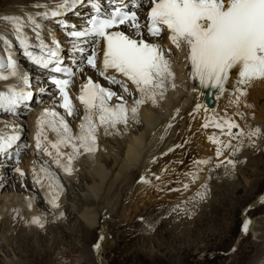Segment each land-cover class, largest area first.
Masks as SVG:
<instances>
[{"label": "snow or ice", "instance_id": "1", "mask_svg": "<svg viewBox=\"0 0 264 264\" xmlns=\"http://www.w3.org/2000/svg\"><path fill=\"white\" fill-rule=\"evenodd\" d=\"M53 3L51 9L47 3L35 5L46 9L39 13L41 19H54L66 31L67 37L73 41L78 65H87L98 72L108 85H118L122 90L118 94L111 87L94 82L89 76L77 97L84 108L83 122L77 135H73L64 116L54 110L43 111L37 122L36 148L38 151L42 149L43 137L55 150L53 162L69 175L73 160L81 154V150L84 154L97 150V133L100 129L105 135L110 134V129L119 134L120 126L127 128L130 121H138L143 105L150 102L155 106L158 99H163L169 84L175 89V73L169 58L172 49L164 48L149 38L161 39L166 36L176 50L186 52V61L190 64L188 75L199 84L194 91L214 89L217 95H221L227 85L234 83L231 94L236 97L235 103L239 104L241 98L248 95L246 87L249 84L264 80V0H53ZM85 5L89 13L82 28L59 21L70 9ZM6 19L13 25L16 45L28 62L59 74L52 75L50 83L62 100L59 107L64 109L67 116H73L75 107L67 89L73 82L75 70L65 65L59 51L60 42L53 37L50 44L46 43L42 36L44 29L33 16H29L26 22L17 17ZM29 26L34 31L35 44L30 43L24 33V28ZM125 27L132 31L126 33L123 30ZM0 42L7 53L6 57L0 55V80L18 77L21 85L0 91V113L16 116L33 100V92L24 87L29 84L28 76L18 73V62L11 51L12 42L4 36H0ZM80 71L83 72L84 68L80 67ZM114 98L117 102L112 104ZM127 98H131V104ZM195 110H200L199 104ZM45 127L55 134L54 141H48L47 136H43ZM203 127H214L230 140L244 135L242 131L233 132L239 125L230 118L211 117ZM16 132L18 130L14 129L13 134H0V155L8 159L13 158L10 150L21 139ZM248 135L259 136L260 130L255 129ZM209 140L217 145V158L232 147L230 142L225 143L216 135L210 136ZM65 147H70L71 152L65 154L62 151ZM43 152L53 157L48 147H43ZM14 155L18 157L19 152ZM65 155L67 163L62 165L61 160ZM196 163L208 165L212 161ZM15 171L24 175L19 168ZM40 171L49 179V187H53L51 173L43 167ZM188 175L191 176V183L199 179L195 172ZM141 182L148 181L141 178ZM35 183L39 184L41 180L38 178ZM188 188L189 185L184 184L183 191ZM196 195L203 198V193L197 192ZM57 199L58 194L50 201L53 208L59 207ZM33 223L43 227L39 218H34ZM249 223L242 225L245 233ZM94 247L98 251L100 245Z\"/></svg>", "mask_w": 264, "mask_h": 264}, {"label": "rangeland", "instance_id": "2", "mask_svg": "<svg viewBox=\"0 0 264 264\" xmlns=\"http://www.w3.org/2000/svg\"><path fill=\"white\" fill-rule=\"evenodd\" d=\"M78 7L80 9L78 8L77 12L80 15H76L77 12L69 15L81 18L85 11L83 7ZM69 15L66 14L64 17L67 19ZM65 18L63 19L66 20ZM47 21L54 25L50 28L53 32L61 30H55L57 22ZM63 30L60 32L63 33ZM60 36L64 38V35ZM89 72L92 71L89 69ZM33 78L34 75L29 78V82H32ZM37 104V102L33 106L29 104L27 113L23 112L22 115L25 114L27 119L35 116L38 112L35 108V106L38 107L39 104ZM3 115L9 116L8 114ZM205 121L194 124L191 122V125L188 123V134L183 135L184 144L188 142V138H193L190 127L196 124H198L196 126H203ZM263 123L251 126L252 128L248 127L251 131L259 129L260 135L244 136L238 147L228 148L227 150L230 149V151H227L229 153H227L226 160L220 163L222 156L217 158L208 167L207 177L199 185L197 181L191 183V176L188 175L192 172L193 164L197 162L193 157L195 153L193 156H187L186 153L178 154V147L167 151L163 161L169 164L173 160L176 164L170 168L168 173L149 177L151 183H144V187L150 190L153 197L151 204H144L145 208L138 210V213L130 219L121 218L112 221L113 225L107 228L104 226L106 224L104 220L108 217V209L98 214L103 205L98 206L97 199L90 194L91 181L95 182L98 179L84 176L82 172H79L74 182L66 183L67 191L65 184L61 183L64 186H62L63 198L65 197L62 210H68L70 204L74 207L72 214L67 218L68 227L65 228V234H70L67 238L61 234L63 227L57 224L59 222L58 210L41 202L38 197L33 199L34 215L38 214L37 218L40 219L43 227L29 221L32 219L28 216L32 215L27 213L26 207L22 204V197L30 195V190H35V187L26 186L29 179L19 175L16 177L13 171L8 174L10 169L6 172L8 164L6 171L0 169V213L5 214L3 217L0 215V264H80L81 262L82 264H262L264 262V238L261 234H264V209L254 206L259 203H263L259 205L264 206V166L256 165L258 159L264 161ZM137 126L141 127L140 124ZM134 131L135 129H133V134ZM20 140L24 145L19 150V155L25 153L29 142L24 134ZM37 155L35 153L31 155L29 152L25 157H19L18 162L13 159H9L11 162L6 160L4 162L0 159V167L11 163L19 169L24 167L29 172L28 161L31 159L36 163L40 159ZM229 160L232 161L231 164L228 163ZM139 164L142 165L141 161ZM217 164L220 166L217 167ZM171 171H178V176L173 177ZM141 178L145 177L141 176ZM141 178L140 183H142ZM256 182H260L259 187L255 191L252 189L250 191L248 186ZM149 184L152 185L149 186ZM184 184L189 185L187 191H183ZM230 185H233L231 186L233 188L237 186L240 189L244 187V189L242 188L243 190H240L238 195L237 193L232 195L229 194ZM136 188L132 186L133 190ZM172 189H181V191ZM138 191L140 192L141 188ZM197 192L203 193V198L197 196ZM250 193L249 198L243 200L240 198ZM165 196H169L170 199L166 200ZM84 202L86 204H83ZM248 208H251L248 211L251 227L247 231L249 234L244 236L243 212ZM16 209L19 210L16 211ZM91 212L99 218L100 225L96 224L93 227L95 231L92 229L90 233L87 226L89 223H85L81 215L92 214ZM6 217L7 219L11 217L10 221L15 219L13 227L8 221L4 223L7 220ZM83 226L86 229L84 233ZM103 228L108 235L106 249L102 254L96 255L94 246L103 235ZM27 235L31 237V241L26 239ZM172 246L177 250H173ZM185 246L187 248L183 250ZM81 251L87 253L88 259L91 260L85 261V256L81 254Z\"/></svg>", "mask_w": 264, "mask_h": 264}, {"label": "bare ground", "instance_id": "3", "mask_svg": "<svg viewBox=\"0 0 264 264\" xmlns=\"http://www.w3.org/2000/svg\"><path fill=\"white\" fill-rule=\"evenodd\" d=\"M45 3L49 5V9L54 7L53 0H0V36L7 37L12 42L13 47L11 51L13 54V58H15L18 62V73L20 75H27L28 79L32 75H34L33 81L35 82L30 81L29 84L24 87L26 88V90L33 92V100L30 101L29 104H32V106L35 104V102L39 104H37L38 107L35 106V108L38 109V112L35 113V116H31L29 119L25 118V114L22 115L23 112L27 113L28 108L24 107L19 111L18 115L16 116H6L3 115V113H0V134H13L15 129L18 130L16 134H19L20 137H22L24 132V135H26L25 130H28V144L30 147L25 151V153H20L18 159L19 157H25L29 154V152H31V155L33 153L38 154L37 156L40 158L36 163L32 162L31 159L28 161L29 172L24 167L20 169V171L24 173L23 176H21L19 172V174L17 172H14L15 176L19 175L22 178L24 177L27 180L29 179V183L26 185L29 188H31L32 180H36L38 178L41 180L40 184H36L37 188H35V190H30V195L27 194L28 196L24 195L22 197V204L27 209L25 210L28 214L32 215L28 216L32 219H29V221H33L34 218H37L38 216V214L36 216L34 215L35 207L33 204V199L35 200L38 197L41 202L46 203L52 207L50 201L52 200L53 196H56L58 194L57 203L59 207L54 208L59 212V222L57 224L59 227H63L61 234L62 236L67 238L68 235H70L66 233V236L65 234V228L68 227L67 218L70 217V215L72 214L74 207L70 204L68 205V210H62L63 201L65 197L63 198V185L61 183L65 184V190L67 191L66 183L74 182V178L79 174V172H82L84 176H89L93 178L97 177L98 179V181L95 182L91 181L90 194L93 196V198L97 199L98 206L103 205V207L99 209V212L97 211L98 214L102 210L108 209V217L104 220L106 223L104 224V226L106 228L110 225H113L112 221L120 220L121 218H123L124 220L130 219L133 215L138 213V210H143L145 208L143 207L144 204L149 205L153 200V197L149 192L150 190L144 187V183H140L139 180L141 176L148 178L147 183H151L149 182V177H155L162 173L166 174L171 170L170 168L176 164V162L173 160H171L169 164L163 161V157L165 156L167 151H169V149H176L178 147V154L186 153L187 156H193V154L195 153V156L193 157L197 161H212V163L208 165H197V163L193 164L192 172L197 173V175L199 176V179L197 180V184L199 185L202 184V181L207 177V172L209 170L208 167H210L217 159L215 153L217 145H214L209 140L210 136L216 135L225 143L230 142L232 145L231 148H236L241 144L240 140H242L244 136L248 135V127L257 126L259 124L261 125L264 122V80H256L249 84L246 87L248 95L246 97L241 98L239 104L235 103L236 97L231 94L232 90L235 87L234 83H230L229 85H227L226 91L221 95H217V92H213L211 95H209L206 91H203V89H200L199 91H194V88H199V84L196 81L188 80L190 64H188L186 61V52L176 50L167 39L169 44L165 43L162 47L172 49L169 58L172 63V69H174L175 73V89H173L169 84L163 99H158V102L155 106L148 102L141 107L138 115V121H134L137 125L140 124L141 127H138L133 121H130L127 128L120 126L119 134H116L113 130L110 129V134L105 135L103 129H100L97 133V150L94 153L89 154H84L81 150V154L77 155L73 160L71 174L69 175L65 173L62 167H57L56 164L53 162L55 158V150L50 148V145L43 140V137L41 141L42 149L40 151L37 150L36 135L39 131L37 122L45 109L54 110L58 112L61 116L65 117L70 128L72 129L73 135H77L79 133V125L83 122L82 118L84 115V108L82 105H80V102L77 97L80 94L82 84L87 82L86 76L92 75L90 74L88 69H85V71L83 72L84 76H81L82 79L77 78V75L80 76L81 74H77L76 70L74 69L76 63L75 54H73L74 52H65L64 48V46H72L71 43L73 41L72 39H69V42L65 45L66 42L64 41L66 39L62 38L60 35L63 36L64 34H66V31L60 28L59 24L57 23L55 26V30L57 31L58 29H61L63 30V33L60 32L61 30L53 32V30H51L50 28H52L54 25H52V23H48L47 20L41 19L39 13L46 11V9L38 8L35 5ZM78 8L79 7L77 6L74 10H69L67 12L68 15L73 14V12L76 13ZM85 10L86 8L83 11ZM88 13L89 10L85 11V14ZM76 15H80V13L77 12ZM140 15L143 17V11H141ZM29 16L35 17L37 23H40L42 25V28L44 29V31H42V36L44 37L46 43L50 44L53 37L58 42H60L59 51L61 52V48L64 49L61 52V56L65 61V65L75 70L73 84L70 85L67 91H70L69 96L75 107L76 115L67 116L64 112V109L59 107V104L62 103V100L58 95L57 89L54 85H51L49 80V77L54 75V73H51L49 70L41 69L31 64L30 62H28L27 58L24 57L21 53L15 52V48L17 47V45L15 41L13 25L10 24L6 18L17 17L22 21L26 22ZM84 17L86 16L82 15V17L79 18L69 15L66 21H62L61 18L65 17H61L60 22H66L70 26L76 25L80 27L79 24L84 19ZM24 33L29 37L30 43H36L34 31L30 26L24 28ZM162 40L153 39V42L160 43L163 42ZM0 55H4L5 57L7 56V53L4 51V45L2 42H0ZM184 61H186V65H184ZM48 74H50L49 77ZM55 75L59 76V74ZM13 85L21 86L18 77L10 78L8 80H0V91H6L8 87ZM101 85L105 87H111L118 94L122 91L118 85H108L107 83H103ZM131 90L132 89L130 87V91ZM127 99L128 103L131 104V98ZM116 102L117 101L114 98L111 103L115 104ZM197 104L200 105V110L198 112L195 110ZM211 117L230 118L234 120L239 125V128H234L233 132L242 131L244 135L237 136L230 140L227 135L221 134L219 130L214 127L204 128L203 126H196L198 125L196 124L193 127H190L192 128L191 135L193 138H188V142L186 144L183 143V135H185L189 131L188 123H190L191 125L192 123L194 124L200 121H204ZM6 118H8V120ZM169 124H171V127H168ZM133 129H135L134 134ZM43 136H47L48 141H54L56 139L55 134L49 131L46 127L44 129ZM23 145L24 144L21 140L18 141L17 145H15L10 150V154L14 155V153L23 148ZM43 147H48L49 151L53 152V157L45 155L43 152ZM62 151L67 154L71 152V148L65 147L62 149ZM227 151H230V149H226L224 151L220 163L221 161L224 162L226 160L227 153H229ZM153 155V158L156 157L155 160L151 159ZM0 159L4 160V162H11L9 159L7 160V157L4 155H0ZM13 160H15V158ZM140 161L142 165L139 164ZM262 162L264 163V161L258 159L256 161V165L264 166ZM66 163L67 155H65L61 160L62 165H65ZM1 164L3 165L4 163ZM8 164L9 166H14L13 164L11 165V163H7L0 167V169L2 168L5 170L6 167H8ZM161 166H164V171L160 173ZM42 167L46 168L48 172L51 173L54 182L53 187H49V179L46 178L43 173H41L40 169ZM9 168L10 167H8L7 171H5L8 172ZM10 173L11 170L9 169L8 174ZM170 173H172L173 177L178 176V171H171ZM2 178H5V176H2ZM259 184L260 182H256V184L254 185H249L248 188L250 189V191L251 189L255 191L259 187ZM133 185L137 187L136 190L134 189L135 192L132 189ZM151 185L152 184H149V186ZM231 186L233 185H230L231 191L229 192V194L232 195L234 193H237L238 195V192L244 189V187H241L240 189L237 186L236 188H233ZM139 188H141L140 192L138 191ZM250 196L251 193L250 195L246 194L244 195V197L240 198H242L243 200L249 198ZM165 199L169 200L170 197L165 196ZM83 204L86 203L84 202ZM259 204L263 205V203ZM259 204L255 205L254 207L264 209V206H261ZM18 210L16 209V211ZM249 210H251V208H248L243 212V216L245 217L244 222L250 221V212H248ZM0 215L2 217L5 216L4 213H0ZM12 217L14 218V216ZM28 217L26 216V218ZM81 217L85 223H89L87 224V226L88 231L90 233L94 230L93 227L99 223V218L97 216L96 218L93 213L82 214ZM7 218L8 217H6V219ZM9 219L2 220H5L4 223L8 221L13 227L15 219L13 221H10L11 219ZM62 220L64 221L61 222ZM25 221H27V219H25ZM85 225L86 224H84V226ZM84 226L82 227L83 233L84 230H86ZM250 227L251 224L249 223L248 229ZM102 230L104 232L103 235H101L103 239L101 240L100 237V239L96 243V245H100L99 250L97 251L94 247V252L96 255L102 254L105 251L107 245L108 235H106L107 233L105 231V228H103ZM243 233L244 236H246V234H249L248 232L245 233L244 231ZM25 237L26 239H28V241H31L30 236L27 235ZM261 237L264 238V234H261ZM23 241L27 243L25 239H23ZM187 246L183 247V250L186 249ZM172 248L175 251L177 250L173 246ZM81 252V254L85 256V261L91 260L88 259L89 255H87V253H85L84 251ZM66 263L68 262L66 261ZM80 264H82V262ZM262 264H264V262Z\"/></svg>", "mask_w": 264, "mask_h": 264}]
</instances>
